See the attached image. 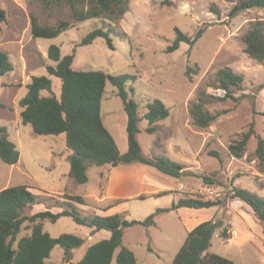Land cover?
Wrapping results in <instances>:
<instances>
[{"label":"rangeland","instance_id":"rangeland-1","mask_svg":"<svg viewBox=\"0 0 264 264\" xmlns=\"http://www.w3.org/2000/svg\"><path fill=\"white\" fill-rule=\"evenodd\" d=\"M170 1V6H164L162 0H129L127 12L116 25L110 24L113 28H106L107 21L91 19L75 23L55 38L35 39L30 30L32 17L40 26L53 27L62 20L72 22L69 8H47L41 0H0V8L5 13L0 24V51L8 55L12 65V71L0 78V126L7 129L9 140L19 152L15 165L0 162V191L26 185L33 195L42 199L49 197V207L61 201L62 193L76 195L84 200L83 205L76 206L81 216L122 214L128 221H143L156 209H167L181 197L215 200L224 196L231 185L264 199V161L260 162L255 155L257 139H264V87H260L264 85V63L249 58L241 40L250 22L264 21V9L244 10L230 19L228 13L233 3L240 0ZM96 28L113 29L110 35L113 50L102 38L86 46L79 45ZM174 28L191 38L199 29L204 32L192 46L180 43L177 50L166 53L175 38ZM121 33L127 38L122 39ZM51 45L58 46L62 56L73 54L71 67L75 71L135 76L134 82L126 84V90L130 95L133 88L140 117L145 113L147 102H163L169 116L156 124L153 134L144 132L147 122L140 120L137 140L144 155L165 156L184 166L185 175L174 179L149 166L132 163L117 167L91 166L86 172L88 181L82 185L68 180L67 159L72 152L66 147L65 135L34 136L30 126L22 125L19 117L18 102L25 96L26 85L33 76H47L51 80L50 91H41V96L60 97V79L46 72L47 65H54L47 57ZM187 67L193 72L198 68L190 79L185 76ZM223 67L243 76L241 90L234 92L239 100L206 106L212 113L228 112L207 128L199 129L189 117L188 106L195 101L199 90L223 95L220 90L206 87ZM100 112L119 152L125 153L126 114L111 85L106 86ZM251 122L255 135L240 158L232 157L228 145ZM210 151L219 154L221 163L209 156ZM194 175L211 177L217 184H205ZM236 175L240 176L236 178ZM165 191L170 194L156 196ZM41 205L44 209L35 206L31 211L50 210L47 205ZM102 207H108L107 211H102ZM59 210L51 208L50 212ZM26 213L30 214L28 210ZM205 221L215 225L222 221L215 226L209 253L235 264H264L263 226L238 200L228 201L223 208H181L160 213L154 217L152 226L124 229L122 243L133 252L137 264H170L187 233ZM28 228L25 224L18 237L28 234ZM223 229L226 239L220 237ZM44 232L53 238L72 234L84 240L82 246L72 251L70 263L63 261V249L56 246L44 264L77 263L90 246L110 236L106 230L95 231L77 225L66 216L55 223L46 222Z\"/></svg>","mask_w":264,"mask_h":264},{"label":"trees","instance_id":"trees-1","mask_svg":"<svg viewBox=\"0 0 264 264\" xmlns=\"http://www.w3.org/2000/svg\"><path fill=\"white\" fill-rule=\"evenodd\" d=\"M45 7L67 6L70 11V21H59L53 27L38 25L37 20L32 17L30 23L33 38L51 39L72 27L75 23L91 19L107 21V27L116 25L127 12L129 0H41ZM164 6H170V0H162ZM253 8L264 9V0H240L234 2L228 13L232 19L241 11ZM212 12H215L211 7ZM5 19V13L0 8V24ZM204 29H199L195 36L182 33L174 28L175 38L166 53L174 52L180 43L192 46L203 34ZM113 29L96 28L85 35L80 41V46L91 44L96 38L104 39L107 47L113 50ZM122 39H126L125 33H121ZM244 52L249 58L259 64L264 63V21L256 20L250 22L248 30L241 37ZM47 57L54 65H47L48 76L60 79V97L54 95L41 96V91H50L51 80L47 76H33L26 85L27 92L19 100L18 106L22 125L30 126L34 136H57L65 135V143L68 150L72 152L68 157L69 171L67 177L74 183L82 185L87 183V169L91 166L117 167L140 163L154 168L158 172L174 179H180L185 175L184 166L178 164L162 155L146 156L142 153L137 140L140 132L138 123L144 119L147 127L144 132L153 134L160 121L169 116L168 108L160 100H152L145 105V113L140 117L138 104L133 98V88L130 95L126 90L128 82H134L135 76H114L102 71H75L72 69L74 59L72 55L62 56L58 46L51 45L47 50ZM192 71L189 67L185 70V76L190 79ZM12 71V65L8 55L0 51V78ZM243 76L233 72L229 67L217 70L215 79L206 87L223 92L222 96L207 93L205 89L199 90L195 101L188 106V114L195 127L205 129L220 116L228 111L210 112L206 106L218 102L239 99L234 96L235 91L242 88ZM107 85L116 89V95L120 98L123 110L126 114V138L127 150L120 153L113 137L103 124L100 106ZM261 88L264 85L260 86ZM255 135L253 123L248 125L245 132L237 135L228 145V152L234 158H240L245 146L251 137ZM209 156L214 157L219 163L221 158L216 151H210ZM255 155L260 162L264 161V139L258 138ZM19 160V152L15 145L9 140V134L4 126H0V162L6 165H15ZM205 184H217L208 176L194 175ZM238 178L240 175H236ZM26 185L7 187L0 191V264H44L50 256L54 247L63 249V261L70 263L72 251L83 245L84 240L72 234H61L51 237L44 232L46 222L55 223L61 217H70L77 225L87 226L95 231L106 230L110 233L108 239L99 241L90 246L82 259L74 264H137L132 251L122 243L124 229L140 225L148 227L154 225V217L160 213L185 209H209L223 208L230 200H238L245 204L253 213L264 229V199L248 192L247 190L231 185L228 192L215 200H204L200 196L181 197L172 203L167 209H156L155 212L143 221H128L122 214L111 216H97L95 214L81 216L76 205H83L84 200L80 196L62 193L59 195L61 201H55L49 207V197L42 199L30 192ZM170 194V192H159L156 196ZM49 196V195H46ZM143 198V197H141ZM36 204H45L48 208H59L60 212L51 213L44 210L32 215L26 213ZM28 224L29 233L18 237L24 225ZM215 224L205 221L192 230L174 256L170 264H235L233 261L208 252L211 247L212 235ZM223 239L227 238L226 230L220 234ZM73 264V263H71Z\"/></svg>","mask_w":264,"mask_h":264},{"label":"crops","instance_id":"crops-1","mask_svg":"<svg viewBox=\"0 0 264 264\" xmlns=\"http://www.w3.org/2000/svg\"><path fill=\"white\" fill-rule=\"evenodd\" d=\"M156 155V154H155ZM103 176V175H102ZM68 178V177H67ZM68 180H70L69 178H68ZM71 181V180H70ZM72 182V181H71ZM35 206H41V207H43L41 204H38V205H34V206H32V208L30 209V210H28V212H30V214L28 213V215H32V214H35V213H33V211H31V210H33V208L35 207ZM76 206H78V205H76ZM40 209H42V208H40ZM43 209H44V207H43ZM58 209V208H57ZM102 209V211H107V209H108V207H102L101 208ZM50 210H51V208H50ZM59 212H60V210H59ZM37 213V212H36ZM96 215V214H95ZM229 241H231V240H229Z\"/></svg>","mask_w":264,"mask_h":264},{"label":"water","instance_id":"water-1","mask_svg":"<svg viewBox=\"0 0 264 264\" xmlns=\"http://www.w3.org/2000/svg\"><path fill=\"white\" fill-rule=\"evenodd\" d=\"M221 224H222V221H218L217 224H216V226H219Z\"/></svg>","mask_w":264,"mask_h":264}]
</instances>
